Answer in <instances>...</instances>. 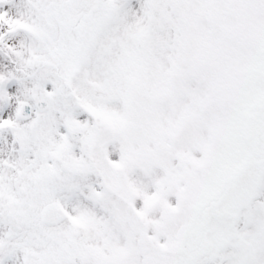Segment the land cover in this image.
<instances>
[{
    "label": "snow or ice",
    "instance_id": "1",
    "mask_svg": "<svg viewBox=\"0 0 264 264\" xmlns=\"http://www.w3.org/2000/svg\"><path fill=\"white\" fill-rule=\"evenodd\" d=\"M0 264H264V0H0Z\"/></svg>",
    "mask_w": 264,
    "mask_h": 264
}]
</instances>
